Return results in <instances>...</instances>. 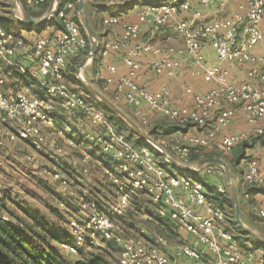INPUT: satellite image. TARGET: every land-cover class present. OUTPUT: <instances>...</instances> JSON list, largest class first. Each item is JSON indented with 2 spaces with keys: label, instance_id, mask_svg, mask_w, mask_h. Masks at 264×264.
Here are the masks:
<instances>
[{
  "label": "built area",
  "instance_id": "built-area-1",
  "mask_svg": "<svg viewBox=\"0 0 264 264\" xmlns=\"http://www.w3.org/2000/svg\"><path fill=\"white\" fill-rule=\"evenodd\" d=\"M42 5L47 0H32ZM200 8L193 9L189 0H159L143 5L137 20L123 21L118 15L103 19L105 25H120L122 32L114 40L100 45L96 58V77L101 80V91L117 102L125 100L133 107L132 114L147 124L143 104L151 111L166 116L177 125L189 123L210 127L204 134L178 129L173 149L185 163L190 162L192 147L210 149L220 137L221 150L230 156L233 149L264 132V49L252 48L264 43V0H198ZM236 3L235 10L207 20L205 10L214 5ZM75 3L68 1L58 8L60 26L52 33L38 37L32 45L37 67L24 66L14 56L25 45V38L3 25L0 8V146L18 141L33 145L27 159L42 166L67 193L69 165L83 174L91 173L88 155L81 159L67 157L63 145L75 147L79 135L71 122L58 123L57 113L68 116L83 115L91 126L85 129L83 139L115 162V168L105 167V173L117 185L118 197L107 208L101 209L94 201L79 199L80 214L68 221L72 239L61 248L69 254H78L84 246L101 245V239H114L121 246L119 264H264L252 249L245 248L227 228L228 213L217 204L201 180L188 175H170L156 158L150 145H135L119 132L106 113L94 106L67 82L70 58H77L90 46L81 25L69 11ZM181 12L190 15L181 16ZM173 29L184 39V46L157 45L154 36L164 27ZM147 35V39L142 37ZM212 47L216 63L206 62L204 50ZM124 50L122 63L126 70L119 71L111 63L112 54ZM190 56L196 63L195 73L206 82L214 83L207 92L197 93L192 85L183 82L186 93L193 96V105H174L166 83L149 89L143 81L141 59L148 57L147 67L160 77H175L182 69L183 57ZM225 63L247 65L249 77L236 80ZM4 64L17 67L44 90L40 95L33 85H23L12 92L2 87L6 77ZM109 97V96H108ZM243 110L246 127L239 131L224 132L236 120L238 108ZM215 115L214 120H211ZM52 163V170L44 167L41 159ZM217 175H224L221 166H214ZM245 185H264V167L255 157L246 158ZM140 190L148 194L162 218L176 221L180 229L188 231L191 242L175 247L173 255L164 253L144 238L126 233L114 220L130 205V194ZM220 193H226L218 185ZM84 214H87L84 217ZM264 222V209L260 210Z\"/></svg>",
  "mask_w": 264,
  "mask_h": 264
},
{
  "label": "crops",
  "instance_id": "crops-1",
  "mask_svg": "<svg viewBox=\"0 0 264 264\" xmlns=\"http://www.w3.org/2000/svg\"><path fill=\"white\" fill-rule=\"evenodd\" d=\"M189 1L191 2L193 9L200 8V4L198 0H189ZM27 2H28V7L30 8L33 7L35 8V10H37V7L34 5L32 0H27ZM155 2H159V0H85L84 12L89 18L91 25L93 26V29L98 37L99 47L107 40L116 39L119 36V34L122 32V28L120 25H111V26L105 25L103 22V19L106 16L118 15L120 19L123 21L133 22L137 20V13L143 5L147 3H155ZM16 7L17 6L15 3L10 5V2L8 0H0V8L2 9L1 19H2L3 25L8 30L14 32L16 35L22 36L25 38V45L18 50L17 54L14 56V59L20 61L26 67L36 68L37 60L35 59L34 53L32 51L33 43L38 37L47 35V34H52L57 28L50 25L51 20L50 21L48 20L44 27H41V25L31 26L29 24H26L23 21V18L19 17L15 13ZM235 8H236L235 1L227 4L224 7H221L220 5H214L211 8H208L205 10V17L207 20H212L218 16L232 13L235 10ZM190 14H191L190 12H181V16H187ZM41 17H33V18L39 19ZM14 21H16L17 25H13V23H15ZM142 39L143 40L147 39V35L145 34L142 37ZM153 41L157 45H174L178 47L184 46L183 37L180 36L178 33H176V31L173 29L171 24L164 27L160 32H158L154 36ZM258 49L259 47L255 46L252 48V51L256 52ZM263 49H264V46H263ZM123 52L124 50L121 49L119 52L112 54L109 58L111 63L118 66L119 71L126 70L124 64L122 63ZM204 54H205L207 63H210V64L216 63L217 58H216L215 51L212 47L205 49ZM96 58L97 57H95L92 61L87 63V65L83 67L81 73L83 74L84 78L88 80L90 84H92L97 89L101 90V80L97 79L96 73H95L96 66H97ZM148 60H149L148 57H144L143 59H141L144 83L151 90H155L161 84L166 83L170 88L171 98H172V102L174 105H177V106H181V105L192 106L193 105V96L185 92L183 82L190 83L194 91L197 93H205L212 86H214V83L206 82L202 79V77L196 75L195 73L196 63L190 56L183 57L182 69L179 71L178 75L175 77L158 76L156 73L148 69L147 67ZM73 65H74L73 58H70L69 63H68V77H70V74H71L70 68ZM225 65L230 69L231 75L234 79L241 80L242 78L243 80L244 78H247L254 83H258L257 79L254 77H249L248 73L245 76L244 75L242 76L238 70L233 69V67L231 66L232 65L231 63H225ZM241 66L247 67V65H241ZM247 70H248V67H247ZM2 71L6 77V83L2 87L5 91L12 92L16 89H19L23 85H26L25 80H27V81L32 82L31 84L34 86V90L37 92V88H35L37 85L36 82L32 80L29 76H26L25 74L21 73L17 67L10 65V64H4ZM75 72L77 74V67L75 68ZM117 103H120L121 105H123L126 111L132 114L133 107L130 104L126 103L125 100L117 101ZM143 108L148 116V123L152 122L154 116L158 115V113L151 111L147 104H143ZM240 109L241 108L239 107L234 124L230 126V128L224 130V132L239 131L246 127V123L243 118V110L242 109L240 110ZM61 116H64L65 118L61 119L60 118ZM66 116L67 115L62 113L61 111L58 112L57 113L58 123L68 122L71 120V122L74 124L76 129L77 127H81L80 132H82L85 129H89L91 126L90 120L86 116H83V115L72 116L73 118L71 116L70 117H66ZM214 118H215V115L212 116L211 120H214ZM210 122L212 121L208 122L209 127H210ZM148 123L145 125H148ZM152 127H157L161 131H163V129L165 128L161 126L158 122H154V123L152 122ZM205 131H206L205 128L204 129L203 128H199V129L191 128L189 129L188 132L194 133V134H204ZM171 135L172 134H169V136ZM79 140H82V137L80 135H79ZM79 140H78V144L75 147L69 148V146H67V148L70 149L71 154L72 152L74 153L80 152V154L77 155L76 157H80L82 155L84 156L88 155L92 169H91V173L89 175H86L87 176V179H86L84 176L85 174H83L80 170L74 167L73 168L70 167L68 171V177H70L71 179L70 184L72 183L71 184L72 193H68L70 195V197L67 198L68 199L67 202L68 203L70 202L69 207L72 210L80 207L78 199H80V197L82 196L81 193L84 192L85 190H88L87 196L88 198H90L91 201L95 202V199H93L92 196L96 197L97 195L98 200H100L99 203L102 202L101 200H103V202L105 201L106 204L109 203L108 206H110L113 203L111 200L114 199L111 193L114 185L112 184L113 182L110 180V177L105 173L104 168L105 167L115 168L116 164L106 154L93 148L87 142L86 139H83L82 140L83 142H80ZM255 142L256 140H254V144H253L254 146L251 145V147L253 146L252 150L255 152L253 157L259 160L260 166L263 168L264 167V146H258V144ZM210 149L211 151H216V150L221 149L220 137H218L217 140L212 143ZM28 151H29L28 153L34 151L33 145L28 146ZM28 153L25 154V158ZM71 154L69 155L72 156ZM232 155H230V157H232ZM42 159H44V157H42ZM109 161L112 162V165L107 164V162L109 163ZM218 166H221V165H218ZM79 173L83 174L84 178L81 175H79ZM199 173H200L199 176H204L205 170H200ZM206 177L207 178L204 180V183L206 185L207 191L210 194L212 193L214 195L215 192H219L218 185H223L224 187L228 185V180L226 184L225 182L220 180L221 177H219L216 174H210V175H207ZM108 180L111 181L112 183H110ZM237 184L238 183L236 182V184H234V187H235V190H236L239 202H240V206H241V214H240L241 220L249 228L256 229V227H258L259 223L261 222L260 220L255 219L256 218L255 216L257 213L256 212L257 207L259 208L258 213H257L259 217H260V210L264 209V192L262 191V188H264V185L253 186V188L249 187L251 191H248L247 189H245L244 186H247V185H245L243 181L239 182V184L242 187H239ZM95 188L98 189L99 192H102V191L105 192V199L104 197H102V195L95 193ZM241 192L245 194L242 200H241ZM249 197H251V199L254 200L252 204L250 202L245 201ZM130 203H131V200H130ZM253 205H256L257 207H253ZM67 209L69 210V208ZM148 213L149 211L145 212V214L142 215L144 218L143 220L145 221V224L142 225L138 230H136V233L138 234V236L143 237L145 240H149L151 242L157 241L158 245L162 246V250L164 251V253L168 255H173L175 247L178 244L183 243V242H191L193 240V236L188 231L184 229H180L176 221H173L172 219L168 217L165 219L160 218L162 220V223H161L162 230L159 231L155 229L154 224L159 227L158 221L154 220L153 217L149 215ZM227 213H228V217H227L226 225H228V222L230 220V214L229 212ZM131 222H133L132 226H134V229L138 227V224L135 220ZM152 226L154 227L155 230H152L153 229ZM262 231L263 230L260 229V232ZM252 246L253 245L249 244L248 246H244V247L247 249L254 250L257 258L264 257V249L258 248V247L255 248ZM184 261L190 262L191 264H196L194 261L188 258H185Z\"/></svg>",
  "mask_w": 264,
  "mask_h": 264
},
{
  "label": "rangeland",
  "instance_id": "rangeland-1",
  "mask_svg": "<svg viewBox=\"0 0 264 264\" xmlns=\"http://www.w3.org/2000/svg\"><path fill=\"white\" fill-rule=\"evenodd\" d=\"M8 1L10 2V5L13 3L16 4L17 7L15 8L16 9L15 13L19 17L23 18V14H22V11H21V8L19 5V2L21 3V0H19V1L8 0ZM77 3H78V0L75 2V8L70 11L71 14L77 15ZM10 8H11V6H10ZM48 10H49V8H48ZM49 21L51 22L50 25L54 26L55 28H58L60 26V20L56 14L52 18H50ZM14 22L15 23H13V25H17L16 21H14ZM263 46H264V43L258 45L259 49L256 52L263 50ZM81 59L78 61V63L75 66H72L70 68L71 74H70V77L67 78V82L69 81L68 82L69 87L71 89H74V90L78 91L79 93H81L87 99V101L92 103L94 106L102 109L106 113V115L108 116L111 123L115 126V128L118 131L125 134L131 142H133L137 145H142V144L150 145L155 156H156V158L163 165V167H165L167 169V171L170 175H188V176H191L192 178H194L196 180H201L204 182V180L207 178L206 177L207 175L216 174L214 172L215 171L214 166H216L217 164H212V165L209 164V165L204 166L202 169V170H205L204 176H199L200 175L199 171L189 172V171H183V170L178 169V168H173L166 161V159L162 155L161 150H159L158 147H156L154 144H152L148 140L141 138L136 132H134L132 130V128L130 127V125L128 123H126L122 118H120L116 114H115L116 116L112 117L111 114L109 113L111 111L109 109L108 110L105 109V107L101 103V101L98 98L94 97L86 89L85 85L83 84V82L80 81L78 75L76 74L75 68L77 67V65L79 64ZM231 64H232L231 66L233 67V69L238 70L242 76L243 75L245 76L248 73L246 66H241V65H238L236 63H231ZM80 75L83 79H85L82 73ZM241 80H242V78H241ZM85 81L88 82L87 79H85ZM35 88H37V92L40 95H45L44 90L41 89L38 85H36ZM106 96H108V95H106ZM111 100L113 102H115L113 99H111ZM115 104L118 107H120L125 113H127L132 119H134L141 126L143 131H145L146 133H148L150 135H152L150 133V131L152 130V122L153 123L158 122L161 126L165 127L163 129V131L157 132L156 135H152V137L162 146V148L165 151H167L171 156L176 158L178 161H180L184 164L190 165L192 167H197V164L200 160L185 163L182 160H180L179 157L174 156V154L177 156V154L175 153V151L173 149V145L175 142L174 135L176 134L177 129H176V127H169V126H174L175 124L172 122H169L170 120L166 116L158 113V115L154 116L153 121L151 120L152 122H149L148 125H145L139 119H137L136 117L131 115L128 111H126V109L124 108L123 105H121L120 103H117V102H115ZM64 116H61L60 118L64 119L65 118ZM66 117H68V115ZM172 124H174V125H172ZM75 129H76V127H75ZM80 130H81V127H77L76 131H77L78 135H80L82 137V140H83V134L82 133L84 132V130L82 132H80ZM169 132H172L171 136L166 135ZM255 137H256L255 143H257L258 146H264V132L259 137L258 136H255ZM139 139H142L141 143H138ZM82 140H79V141L83 142ZM250 144L253 145L254 140ZM28 146H31V145L28 142H24V141H18V142L13 143V144L9 143L7 145L0 146V207L2 209L6 208L8 210V212L14 213V215L15 214L18 215L20 212H22L23 208L28 209L33 214L39 215L41 218H43L49 225H52L53 228H57L58 230H60V232L63 235L69 234L70 237H72L71 232L68 229L67 224H68V221L71 217V214L73 215V213H75V212L71 211L72 209L69 207L70 202L68 203L67 199L65 198V197H68L69 194L67 193L66 190H63L61 188L59 183L55 182L52 179L51 174L49 172L46 173L43 171L42 166L36 165L30 159L25 158V154L29 152ZM253 146L252 147L250 146L247 148L246 153L248 155H251V156L254 155L255 152L252 150ZM63 147L65 150V155L69 158L75 157V158L81 159L84 156V155H82L80 157H76L77 155L80 154V152L79 153L72 152V154H71L70 149H68L66 145H63ZM69 148H73V147H69ZM235 149H233V151H232L233 155H234ZM216 152L221 154V158L229 164L230 176H231V182H232L231 185L234 186V184H236V182H237L238 183L237 185L239 187H242L239 184V182L243 181V176H244V173L246 171V157H245L246 154L239 155V157L232 162V161H230V159L224 158L225 156H224V153L221 149L217 150ZM69 154H71L72 156H70ZM41 161H42L44 167L47 166V168L49 170H52V163H50V161L48 159H41ZM69 168H70V165H69ZM194 173H196V175H194ZM79 175H81L83 178L85 176V178L87 179L86 175L83 176V174H81V173H79ZM218 176L221 177L220 180H222L223 182H225L227 184L226 172H225V175H218ZM82 180H84V179H82ZM70 182H71V179L69 177V185L71 187L72 183L70 184ZM253 186H257V185H247L244 187L248 191H251V189H249V187L253 188ZM225 187L227 189V192H226L227 197L230 199L229 187H228V185ZM87 192H88V190H85L81 194L87 199V202H89L91 200H90V198H88ZM117 192H118L117 188L113 187L111 193H112L114 199L111 200L112 202H114L117 199V197H118ZM95 193L102 195V197H104V199H105V192H103V191L99 192L98 189L95 188ZM145 194H142L140 196V201L144 200V201L150 203L149 205H151V207H152L153 204L150 200L149 195L148 194L145 195ZM244 196H245V194L243 192H241V200L244 198ZM101 201L102 202H100L99 205L96 202H94L98 206V208L105 209V208L109 207L108 206L109 203L106 204L105 201L104 202H103V200H101ZM245 201L250 202L251 204H252V202H254V200L251 199V197L247 198ZM223 207L230 214V220H229L228 224H230V228H231L232 232L235 234V236L240 241V243L243 246H248L249 244H251V245H253L252 247L257 248L255 245L256 241L254 240V239H258L256 237V235L254 233L247 231L244 228H242L238 224V222L236 221L235 208L232 204V201L225 203L223 205ZM253 207H257V206L253 205ZM67 208H69V210H67ZM139 209L140 210H138V211H140L141 213H136V216L138 217L137 220L141 221L144 219L142 215H144L145 212L148 211L147 210L148 208H145V206H144L143 208H139ZM258 210H259V208L257 207V210H256L257 213H258ZM56 211H58V212H56ZM257 213L255 216L256 217L255 219L260 220L261 222L259 223V226L256 227L257 230L254 228H251V229L254 230L258 235L263 236L264 233H262V232H264V229H263L264 228V222H263V220H261V218L258 216ZM148 214L150 215V213H148ZM86 215L87 214H84V217ZM128 216L129 215H127V217ZM120 221H122V220H120ZM236 222H237V224H236ZM123 227H124V230L126 233L130 232V230H128L125 225ZM239 227H241L243 230H245L249 234L244 233V231L242 229H240ZM260 229L263 231L260 232ZM98 242L101 245L81 247V250H83L82 252L92 251L95 247L102 246L103 245L102 243H104V242H100V238H99ZM56 249L60 253V255H62L66 259H68L70 262H73L74 260L80 258L82 255L81 252L79 254H75V255L66 253L65 251L62 250L61 246L57 247ZM118 261H119V254L115 257V260H114L115 264H118L119 263Z\"/></svg>",
  "mask_w": 264,
  "mask_h": 264
},
{
  "label": "trees",
  "instance_id": "trees-1",
  "mask_svg": "<svg viewBox=\"0 0 264 264\" xmlns=\"http://www.w3.org/2000/svg\"><path fill=\"white\" fill-rule=\"evenodd\" d=\"M52 1L53 0H47L42 5L34 4L37 7V10H35V8H33V7L32 8L28 7L27 0H21L22 4L24 5L27 12L33 17L43 16L47 12ZM68 1H72L73 3H75L77 0H61L59 10L63 9V7L65 6V4ZM74 17L76 18L78 23L81 25L78 15L74 14ZM45 25H46V23L42 24L41 27H44ZM81 29H82V32L84 33V35L87 36L86 31L82 25H81ZM89 47L90 46H88V49L83 53V55H81L80 57H77V58H73V63H74L73 66H75L81 58H83L85 55L88 54ZM25 81H26V85L27 84L32 85L31 84L32 82L27 81V80H25ZM107 95L112 99V96L110 94H107ZM105 109H107V108L105 107ZM109 113L111 114L112 117L116 116L112 112H109ZM131 115H133V114H131ZM68 117H70V116H68ZM137 119H139V118H137ZM69 122H71V121H69ZM169 122H172V121H169ZM172 123H174V122H172ZM174 124H172L174 126H169V127H176L177 130L179 128H181L184 131H189V129H191V128H197V129H199V128L204 129L205 128L207 131L208 127H209L208 123L206 125H202V126L192 124V123H189L186 125H177L176 123H174ZM157 132H161V130H159L157 127H152V130L150 131V133L152 135H156ZM171 133L172 132H169L166 135L168 136ZM127 139H128V137H127ZM255 139H256V137H254L251 140L246 141L243 144L239 145L235 149L234 155H232V157L224 154V156H225L224 158L230 159V161L233 162L234 160H236L239 157V155L246 154V156H245L246 158L247 157H253L251 155H248L246 153V150L249 146H251L250 143ZM141 142H142V139H139L138 143H141ZM133 144H135V143H133ZM135 145H137V144H135ZM216 151H211V149H208V148L192 147L190 162H192V161L194 162L196 160H201V159L206 158V157L221 158V154H219ZM174 156L178 157L175 154H174ZM108 164L111 165L112 162L109 161ZM173 168H175V167H173ZM194 175H196V173H194ZM111 181H109V182L112 183L113 181L112 182ZM55 182L59 183L58 181H55ZM112 184L114 185L115 188H117V185L114 182ZM262 191L264 192V188H262ZM142 194H145V193L143 191H140V190L132 191L130 194L131 203H130L129 207L122 214H120L114 218V220L116 222L120 223V225L122 227L125 225L126 228L128 230H130L129 234H133V235H137V236H138V234L136 233V230H138L142 225L145 224L144 220H141V221L137 220L138 217L136 216V213H141L140 211H138V210H140L139 208H143L144 206H145V208H148L147 210L149 211V213L153 217V219L158 221L159 227L156 226L154 223L153 224H154L155 229H157L159 231L162 230V228H161L162 220L161 219H165V218L160 217L157 214L156 207L152 201H151L153 204L152 207H151V205H149L150 203H148L144 200L140 201V196ZM210 196L214 199V201L217 204H219L221 206H223L225 203L231 201L227 197V193L223 194L220 192H215L214 195L211 193ZM68 197H70V195H68ZM68 197H65V198L67 199ZM92 197H93V199L96 200L95 202L99 205V200L97 198V195H96V197H94V196H92ZM67 201H68V199H67ZM78 201H79V199H78ZM4 209H2L0 207V264H115V262H114L115 257L118 254L120 255L121 246L117 241H115L114 239H111V240L101 239L102 242H104V243H102L103 244L102 246H97L92 251H86V252H82L83 250H81V248H80L79 253L81 252V254H82L81 257L74 260L73 262H70L68 259H66L62 255H60V253L56 249L57 247H60L63 242H68L72 239V237H70L69 234L63 235L60 232V230H58L57 228H53L52 225H49L43 218H41L39 215L33 214L28 209L23 208L22 212H20L18 215H16V214L14 215V213L8 212V210L6 208H4ZM71 211L75 212V213H73V215L79 216L80 207H78L77 209L71 210ZM56 212H58V211H56ZM73 215L71 214V216H73ZM127 215H129V216L127 217ZM120 220H122V221H120ZM133 220H135L138 224V227H136L135 229H134V226H132L133 222H131ZM236 224H237V222H236ZM67 226H68V224H67ZM154 227L152 226V228H153L152 230H155ZM227 228L229 230H231L230 224L227 225ZM239 228L242 229L241 227H239ZM68 229H69V226H68ZM123 229H124V227H123ZM243 231H244V233L249 234L245 230H243ZM231 232H232V230H231ZM254 240L256 241L255 242L256 247L264 249V243L262 241H260L259 239H254ZM146 241L151 242L149 240H146ZM151 243L158 246L157 241H153ZM160 246H158V247L162 250V246L161 247Z\"/></svg>",
  "mask_w": 264,
  "mask_h": 264
},
{
  "label": "water",
  "instance_id": "water-1",
  "mask_svg": "<svg viewBox=\"0 0 264 264\" xmlns=\"http://www.w3.org/2000/svg\"><path fill=\"white\" fill-rule=\"evenodd\" d=\"M19 1V0H17ZM61 0H53L51 6L49 7V10L47 11V13L39 19H35L33 18L28 12L27 10L24 8V6L22 5V3L19 2L22 14H23V21L26 24H29L31 26L33 25H42L44 23H46L50 18H52L55 14H57V10L60 6ZM84 3L85 0H78L77 3V15L79 17L80 23L83 26V28L86 31V34L89 38L90 41V48H89V53L84 56L81 61L79 62V64L77 65V75L80 79L81 82H83V84L85 85L86 89L96 98H98L101 103L104 105V107H106L107 109H109L111 112H113L114 114H116L117 116H119L120 118H122L126 123H128L130 125V127L132 128V130L134 132H136L141 138L148 140L149 142H151L152 144H154L156 147H158L159 150H161L162 155L164 156V158L166 159V161L172 165L175 168L181 169L183 171H189V172H197L203 169L204 166L206 165H212V164H219L221 166H223L225 168V172L227 175V180H228V187H229V193H230V199L232 201V204L235 208V218L236 221L238 222V224L244 228L247 231H250L252 233H254L256 235V237L262 241L264 243V235H258L254 230H252L251 228H249L248 226H246L240 217L241 214V206H240V202L235 190V187L231 182V176H230V167L229 164L224 161L221 158H217V157H206L201 159L198 164L197 167H192L190 165L184 164L180 161H178L176 158H174L173 156H171L167 151H165L162 146L152 137V135L146 133L145 131H143V129L141 128V126L134 120L132 119L127 113H125L120 107H118L115 102H113L108 96H106L102 91H100L99 89H97L96 87H94L93 85L89 84L88 82L85 81V79H83L81 77V71L83 69V67H85L87 65V63H89L90 61H92L98 54V50H99V44H98V37L93 29V26L91 25V22L89 20V18L87 17V15L84 12Z\"/></svg>",
  "mask_w": 264,
  "mask_h": 264
}]
</instances>
